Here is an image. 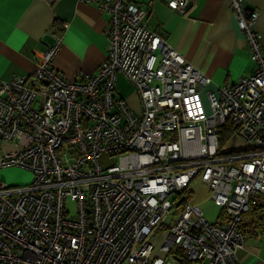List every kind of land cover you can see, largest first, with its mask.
<instances>
[{"label":"built area","instance_id":"obj_1","mask_svg":"<svg viewBox=\"0 0 264 264\" xmlns=\"http://www.w3.org/2000/svg\"><path fill=\"white\" fill-rule=\"evenodd\" d=\"M80 1L108 16L97 71L80 80L58 72L56 39L32 73L0 81V171L32 173L23 184L0 179V264H181L179 252L187 264H241L242 214L252 195H264L257 11L229 0L256 66L213 91L207 75L145 26L154 0ZM159 1L184 13L188 0ZM118 73L133 85L135 108L118 93ZM225 124L243 145H220ZM198 177L217 221L188 197Z\"/></svg>","mask_w":264,"mask_h":264},{"label":"crops","instance_id":"obj_2","mask_svg":"<svg viewBox=\"0 0 264 264\" xmlns=\"http://www.w3.org/2000/svg\"><path fill=\"white\" fill-rule=\"evenodd\" d=\"M243 1L247 9L258 13L253 27L260 34L264 52V0ZM107 23L108 16L96 5L80 0H0V81L32 73L40 55L56 39L60 44L51 59L53 68L67 79L94 74L108 53ZM145 26L210 78L206 90L235 83L255 69L229 0H188L184 13L154 0L147 7ZM120 95L132 107L137 106L136 96L133 100L131 94ZM3 147L0 141V152ZM8 168L25 172L11 166L0 171L1 177ZM194 181L191 197L195 183L204 185ZM205 191V198L191 201L204 208L207 219L217 221L221 219L219 208L209 199L206 186ZM238 257L241 264H264V241L245 242Z\"/></svg>","mask_w":264,"mask_h":264},{"label":"rangeland","instance_id":"obj_3","mask_svg":"<svg viewBox=\"0 0 264 264\" xmlns=\"http://www.w3.org/2000/svg\"><path fill=\"white\" fill-rule=\"evenodd\" d=\"M117 87L118 90L120 92V94L124 95V94H131V97L133 98V100L135 99V92H134V88L133 85L131 84L130 81H128L124 76L119 75L117 78ZM204 102L205 105L207 104V97L204 93ZM207 107V105H206ZM226 144V146L229 148L230 146H240L243 145V143L238 140V139H234V138H230L229 140H226L223 145ZM116 160V157H113L112 159H107V158H100V163H103L104 165H108L113 163ZM22 169V168H21ZM24 171H17L14 169H10L8 168V170H6L4 173L5 175H3V177H1L0 174V179H2L6 184L8 185H16V184H23V183H27L28 181H30L32 179V173L29 170L24 169ZM1 173V172H0ZM198 182V183H203L201 180V177H198L195 179L194 183ZM204 184V183H203ZM194 190V194L191 197L192 201L198 200V199H203L206 196V191H205V186L204 185H199V184H194L193 187ZM67 209L73 213L74 212V206L73 203L71 201L67 202ZM208 212V211H206ZM214 210L211 209V213H213ZM209 221H211L210 218H208ZM162 236V232L157 233L154 238H153V243L156 247H158L159 242H160V238ZM262 241H264V236H260L259 238L255 239L249 236L245 237V242H257V243H261Z\"/></svg>","mask_w":264,"mask_h":264},{"label":"trees","instance_id":"obj_4","mask_svg":"<svg viewBox=\"0 0 264 264\" xmlns=\"http://www.w3.org/2000/svg\"><path fill=\"white\" fill-rule=\"evenodd\" d=\"M231 133L232 129L229 124H225L219 129L220 145H223L230 138ZM188 197L190 198L191 195L188 194ZM239 229L244 237L249 236L257 239L264 236V195L254 194L250 197L249 208L242 214ZM175 251L179 252L178 250ZM176 258L181 264H187L181 252L176 254Z\"/></svg>","mask_w":264,"mask_h":264}]
</instances>
